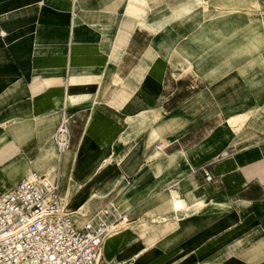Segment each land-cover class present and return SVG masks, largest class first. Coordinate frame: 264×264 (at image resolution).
Segmentation results:
<instances>
[{
  "label": "crops",
  "instance_id": "0c3cea01",
  "mask_svg": "<svg viewBox=\"0 0 264 264\" xmlns=\"http://www.w3.org/2000/svg\"><path fill=\"white\" fill-rule=\"evenodd\" d=\"M255 14L264 0H0V194L35 172L76 220L115 205L107 264H264ZM209 28L255 34L209 60Z\"/></svg>",
  "mask_w": 264,
  "mask_h": 264
},
{
  "label": "built area",
  "instance_id": "2783aa9c",
  "mask_svg": "<svg viewBox=\"0 0 264 264\" xmlns=\"http://www.w3.org/2000/svg\"><path fill=\"white\" fill-rule=\"evenodd\" d=\"M54 142L59 154L69 148L68 118H62ZM163 148L156 146L159 151ZM203 173L207 182L214 180L208 169ZM74 214L61 197L57 179L35 172L26 175L0 194V264H107L102 260L103 247L125 229V215L115 205L80 220Z\"/></svg>",
  "mask_w": 264,
  "mask_h": 264
},
{
  "label": "rangeland",
  "instance_id": "374dc122",
  "mask_svg": "<svg viewBox=\"0 0 264 264\" xmlns=\"http://www.w3.org/2000/svg\"><path fill=\"white\" fill-rule=\"evenodd\" d=\"M255 24L256 28L260 24L261 29H264V16H261V14H255ZM255 28V29H256ZM258 29V28H257ZM199 33V30H197V34ZM255 30L251 29L248 30L247 28H240V29H225V28H218V29H208V35L210 37H218V42L214 41L212 44L208 45V53H209V60L210 57H222L227 54H230L233 49H239V52L242 56L245 52L248 50L247 45H234L231 44L232 41H238L243 38H248V37H254ZM194 47V46H193ZM218 47V52L222 54L215 55L214 53L216 52V48ZM255 48V46H252V48ZM259 51H256L258 53ZM212 53V54H211ZM247 64L245 61H240V64ZM3 189V186H2ZM1 190V187H0Z\"/></svg>",
  "mask_w": 264,
  "mask_h": 264
},
{
  "label": "bare ground",
  "instance_id": "6f19581e",
  "mask_svg": "<svg viewBox=\"0 0 264 264\" xmlns=\"http://www.w3.org/2000/svg\"><path fill=\"white\" fill-rule=\"evenodd\" d=\"M68 149H69V148H68ZM68 149H66L65 152H66ZM65 152H64V154H65ZM47 177H48V176H47ZM48 179L51 180V181H55V180H52V179L49 178V177H48ZM66 193H67V191H66ZM61 197H62V193H61ZM175 199H176V198H175ZM183 207H184V203H183L182 201H180V200H177V201H176V208H177V209H181V208H183ZM74 211H75V213L78 212L77 210H74ZM85 215H86V214H85ZM82 216H83V215H80V217H79L78 220H80V219L82 218ZM74 218H75V220H76V214H74ZM114 236H115V235H114ZM114 236H113V237H114Z\"/></svg>",
  "mask_w": 264,
  "mask_h": 264
}]
</instances>
